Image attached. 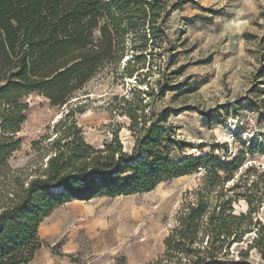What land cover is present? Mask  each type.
I'll return each mask as SVG.
<instances>
[{
	"label": "rangeland",
	"instance_id": "rangeland-1",
	"mask_svg": "<svg viewBox=\"0 0 264 264\" xmlns=\"http://www.w3.org/2000/svg\"><path fill=\"white\" fill-rule=\"evenodd\" d=\"M162 1L168 12L161 22L167 39L155 48L149 41L140 80L134 79L135 74L126 78L123 72L126 61L141 53L130 47L140 43L141 32L137 37L131 34L124 51L116 48L113 57L99 63L62 106L52 105L41 92L15 89L8 95L19 106L24 104L26 116L17 135L21 147L10 158L12 168L27 172L37 166L54 126L76 107L83 110L76 116L84 138L95 147H102L113 130H119L123 148L130 152L136 135L144 130V116L146 128L168 114L160 124L175 139L176 145H170L173 159L211 152L229 162L245 150L242 165L230 181L215 187L208 185L214 176L200 169L164 181L148 193L64 203L43 220L39 233L43 244L32 264H148L164 255L165 238L177 225V212L186 199L197 197L200 188L210 200L209 212L216 199L238 194L234 213L253 218L250 233H243L242 240L229 248L234 260L256 236L264 235L258 225L264 223V0ZM158 83L180 89L162 95ZM134 86L141 92L133 99ZM135 106L141 118L130 130L133 122L126 112ZM237 132L246 139L245 145L236 140ZM34 142H39L36 148ZM253 143L259 147L246 150ZM220 174L224 180L226 174ZM246 194L251 195L250 205ZM242 222L236 232L244 229L246 221ZM258 244L260 240L249 250L250 264H264Z\"/></svg>",
	"mask_w": 264,
	"mask_h": 264
},
{
	"label": "trees",
	"instance_id": "trees-1",
	"mask_svg": "<svg viewBox=\"0 0 264 264\" xmlns=\"http://www.w3.org/2000/svg\"><path fill=\"white\" fill-rule=\"evenodd\" d=\"M165 11L162 0H0V264L32 261L43 244L39 236L43 220L64 203L148 193L164 181L200 169L214 176L208 185L215 187L230 181L234 170L242 165L245 150L229 162L211 152L173 159L170 145H176L175 139L160 124L168 114L146 128L144 116V130L136 135L130 152L124 150L119 130H113V137L102 147H95L84 138L76 116L83 110L76 107L54 126V135L43 147L45 154L37 166L27 172L12 168L10 158L21 147L17 135L26 116L24 104L19 106L8 95L15 89L41 92L52 105L62 106L94 74L99 63L113 57L116 48L124 51L131 34L137 37L141 32L140 43L130 44L132 51L141 53L126 61L123 72L126 78L135 74L134 79L140 80L138 76L145 72L143 52L149 41L155 48L167 39L161 23L168 14ZM158 85L162 95L180 89ZM139 92L137 86L130 89L133 99ZM2 104L6 107L1 111ZM126 114L133 122L131 130L141 117L136 106ZM235 135L246 144L240 132ZM255 147H259L257 143L246 150ZM221 172L226 174L224 180ZM196 195L186 199L177 212V225L165 238L164 255L148 264H250L249 250L256 240L261 242L259 252L264 260V235L256 236L238 253L237 260L229 251L254 225L251 215L234 213L238 194L216 199L211 212L210 200L201 188ZM244 196L250 205L251 195ZM243 220L244 229L236 232ZM258 225L264 229L263 222Z\"/></svg>",
	"mask_w": 264,
	"mask_h": 264
},
{
	"label": "crops",
	"instance_id": "crops-1",
	"mask_svg": "<svg viewBox=\"0 0 264 264\" xmlns=\"http://www.w3.org/2000/svg\"><path fill=\"white\" fill-rule=\"evenodd\" d=\"M40 228H41V226H40ZM39 233H40V229H39ZM39 236H40V234H39ZM41 248H42V247H41ZM41 248H39V249L36 251L33 260L30 261L28 264H32L34 261L37 260V257H38V254H39V251L41 250Z\"/></svg>",
	"mask_w": 264,
	"mask_h": 264
}]
</instances>
